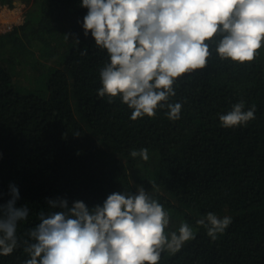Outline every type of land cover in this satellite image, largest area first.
Segmentation results:
<instances>
[{
	"label": "trees",
	"instance_id": "1",
	"mask_svg": "<svg viewBox=\"0 0 264 264\" xmlns=\"http://www.w3.org/2000/svg\"><path fill=\"white\" fill-rule=\"evenodd\" d=\"M18 1L31 5L24 24L0 31V205L15 185L29 214L17 226L20 246L0 264L29 259L22 241L53 211L49 200L92 208L141 185L169 213L166 235L181 223L194 232L158 264H264V44L238 64L210 43L207 66L173 85L168 102L182 104L180 119L157 108L133 121L119 97L98 96L109 56L84 35L82 0ZM240 102L255 118L223 127L219 117ZM141 149L147 161L130 154ZM208 213L231 218L215 240L197 223Z\"/></svg>",
	"mask_w": 264,
	"mask_h": 264
},
{
	"label": "clouds",
	"instance_id": "2",
	"mask_svg": "<svg viewBox=\"0 0 264 264\" xmlns=\"http://www.w3.org/2000/svg\"><path fill=\"white\" fill-rule=\"evenodd\" d=\"M81 7L88 9L85 37L91 33L109 56L100 70L98 96H107L109 104L119 97L133 121L154 117L157 108H167L170 120L180 119L182 104L168 102L176 95L173 85L207 66L210 43L221 60L238 64L253 61L264 44V0H82ZM254 113V105L244 111L240 102L219 119L231 128L254 119ZM130 154L149 159L147 149ZM9 187L11 199L0 205L2 256L20 246L17 226L29 214L27 206H16L18 188ZM48 205L53 211L41 212L22 241L29 257L24 264H158L163 251L176 252L194 239L187 223L165 234L169 213L142 185L110 194L102 206L89 208L79 200L69 205L60 198ZM197 223L215 240L231 218L208 213Z\"/></svg>",
	"mask_w": 264,
	"mask_h": 264
},
{
	"label": "rangeland",
	"instance_id": "3",
	"mask_svg": "<svg viewBox=\"0 0 264 264\" xmlns=\"http://www.w3.org/2000/svg\"><path fill=\"white\" fill-rule=\"evenodd\" d=\"M31 5L15 1L13 6L0 5V31H12L17 26L24 24Z\"/></svg>",
	"mask_w": 264,
	"mask_h": 264
}]
</instances>
